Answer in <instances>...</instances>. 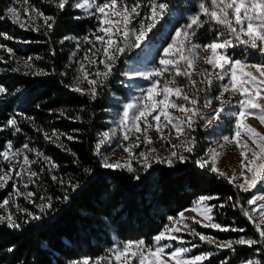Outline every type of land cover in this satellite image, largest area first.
I'll list each match as a JSON object with an SVG mask.
<instances>
[{"label": "snow or ice", "instance_id": "1", "mask_svg": "<svg viewBox=\"0 0 264 264\" xmlns=\"http://www.w3.org/2000/svg\"><path fill=\"white\" fill-rule=\"evenodd\" d=\"M23 2L27 4L28 0ZM53 2L57 9L63 11L70 0H53ZM71 6L82 9L98 21L95 31L82 38L83 42L92 47L85 50L79 62L80 74L75 78L76 81L87 82L89 87L82 88L75 82L73 85H66L72 91L87 95L92 100L97 98L98 88L111 75L119 57L132 49H140L150 40L149 34L153 29L169 14V4L165 0H146V3L135 0L131 6L123 0H103V2L76 0ZM192 8L195 10L188 11L181 17L184 23L177 21L178 26L174 25L170 29L165 37V44L158 50L156 56L146 60V66L131 68L128 73H125L129 79L140 78L148 83L146 86L138 85V94L122 104V111L118 113L115 120L117 127L101 133V139L96 145L97 154L101 156L102 168L127 169L129 172L137 173L134 179L140 181L139 172L141 170L147 172L152 167L153 161L166 164L169 168L175 167L177 163H186L197 147L196 138L191 133L196 130L199 122L204 121L205 127L214 122L222 125L223 119L227 118L228 134H219L215 139L217 147L209 148L204 154L207 159L200 157L195 160V163L198 167L208 168L211 172L225 178L240 192L256 190V193L246 201L248 205H255V207L249 210L241 206V211L254 224L259 238L241 236L234 241L220 242L214 237L206 236L196 232L195 228L189 227L187 221L191 220L205 228L245 232L243 228L223 227L213 222L210 213L214 206H207L205 202L217 198L201 196L191 209H185L175 217H167L170 223L165 224L163 230L153 237V245L146 244L144 240L121 241L108 248L104 256L95 259L84 257L79 260H70L68 264H134V262L135 264H203L204 261L210 260L212 252L186 255L192 248L199 247L197 244H192L191 248H172L170 243H162L178 240L184 243L183 239L175 233L185 231L190 235L198 236L202 242L215 245L218 249L235 251V245H246L249 248L256 245L258 247L254 250V257L259 258H249L244 264H264V133L246 122L248 117H255L261 125H264V0H196ZM6 11L7 15H0V20L10 19L13 24H18L20 28L26 30H41V26L35 23L37 18L43 19V26L46 29H51L55 22V17L46 16L35 8L31 12L27 8L23 10L26 17L24 20L20 18V13L15 7L10 6ZM202 29L211 34L210 42L203 44L197 42L198 33ZM97 33L101 34L97 35ZM0 36L6 40L13 39L3 32H0ZM79 48L80 44L77 43V50ZM0 49H5L9 54L12 53V49L6 48L4 44H0ZM237 49L240 51L239 57L235 55ZM89 53L92 55L90 56ZM72 55L75 56L76 53L73 52ZM28 60L31 58L29 57ZM201 60L210 67L197 71V63ZM84 61L90 65H103V71L97 67L94 73L90 72ZM0 62L8 61L0 57ZM147 64L151 66L148 67ZM27 66L31 67L30 64ZM13 70L19 71L18 68ZM32 74L42 75L43 72L41 70ZM179 77L184 78L183 86L178 84ZM7 92L8 89L0 84V94ZM202 93L203 96H201ZM213 101H217L218 106L210 113H206L204 109L211 108ZM63 114L61 112V115ZM17 115L24 114L17 113ZM25 118L31 120L30 117ZM3 127L14 129L13 135L21 131L15 115L9 117ZM152 129L158 133L160 140H165L170 145L171 151L166 157H159L157 149L152 147H149L147 151L134 152V149L139 148L141 144L154 143L149 135ZM165 129H169L167 135ZM37 130L40 131V129ZM117 131L123 134V141H131L132 137H135L134 142L126 146L118 143L117 146L123 147L129 157L137 161L140 169L133 168L130 161L112 160L109 155L101 153V145L110 143ZM59 135L55 130L51 135L44 133L45 139L53 143L55 142L53 137L58 140ZM173 136L179 141L178 144L172 143ZM67 138L75 139L73 136ZM233 143L239 149L242 159L239 162V172L233 170L232 175L229 176L218 168L217 163L222 155L221 150ZM57 147L62 145L57 144ZM64 150L70 151L67 148ZM28 153H35L38 159L30 160ZM0 159L8 165L7 168L0 167V189L7 187L9 181H13L14 178L25 176L27 177L23 184L25 189L30 183H37L35 178H38L40 173L32 171L31 166L40 162V159L48 165L49 171L57 167L51 158L31 148L28 143L14 149L12 140L5 142L0 150ZM43 170L41 168V171ZM84 171L89 172L90 169L85 168ZM51 179L62 186L65 185V181L56 175H52ZM238 180L242 182L237 183ZM78 187V183L67 181L65 194L56 199L67 201L69 199L67 189L75 191ZM11 188L12 191L8 197L0 201V209H7L10 201L14 202V197L21 196L29 203L36 204L33 199L36 195L34 192H21L16 183H13ZM39 199L41 203L36 204V207L41 214L53 208L52 197L41 196ZM228 199L232 200V197ZM238 205L239 200L233 206ZM17 210L25 213L27 219L21 222L12 212L5 211L4 214H0V225L11 230H19L30 220L42 218L41 215L20 208L19 205ZM187 211L195 212L202 219L197 220L195 216L186 217ZM168 249L171 250L167 251ZM12 250V248L8 249V251ZM221 264H227V261H221Z\"/></svg>", "mask_w": 264, "mask_h": 264}, {"label": "trees", "instance_id": "2", "mask_svg": "<svg viewBox=\"0 0 264 264\" xmlns=\"http://www.w3.org/2000/svg\"><path fill=\"white\" fill-rule=\"evenodd\" d=\"M74 2L76 0H70L69 5L60 11L53 0H29L33 8L46 16L55 17L51 29L43 26L42 18L37 23L41 26L40 31L20 28L10 19L0 20V32L13 37L6 40L0 36V44L12 49L11 54L0 49V57L8 61L0 62V84L8 89L7 93L0 94V150L7 140L13 141L14 149L28 143L57 165L49 171L42 159L32 164V171L40 175L35 178L37 183H30L27 189L23 187L27 177L18 179L22 188L36 194L33 197L36 204L41 203V196L52 197L53 208L41 214L36 204L25 202L24 209L42 218L30 220L19 230L0 225V264H68L70 260L104 256L108 248L121 241L144 240L146 244L153 245V237L163 230L165 224L170 223L167 217L177 216L201 196L217 198L208 201L210 206H214L211 212L213 222L223 227L243 228L245 232L220 231L189 222L196 232L220 242L234 241L241 236L258 239L254 224L241 211V206L249 209L246 201L255 191L240 192L225 178L208 168L198 167L195 152L186 163H177L173 168L154 163L147 172H139L140 181L134 179L137 173L102 168L101 156L97 154L96 145L101 133L110 128L111 111L119 102L127 99L128 78L125 73L129 63L140 56L145 44L165 41L167 32L174 25L178 26L177 21L181 23L184 20L181 17L185 12L195 10L192 4L196 0H165L169 4V14L153 29L149 34L150 40L140 49L127 51L119 57L111 75L98 88L95 100L66 87L77 83L75 78L80 74L79 62L85 50L92 47L82 38L98 27L94 17L71 6ZM123 2L131 6L135 0ZM142 3H146V0H142ZM14 4L15 0H0V15H7V8ZM204 33L212 39L208 31L204 30ZM77 43L80 44L79 50ZM235 55L239 57V49ZM29 57L31 60H28ZM17 68L19 71L13 70ZM41 70L42 75L32 74ZM61 112L64 114L61 115ZM14 115L21 129L15 135L14 129L3 127L7 119ZM53 130L60 134L58 140L53 137L54 143L44 137L45 132L51 135ZM68 136L75 139L69 140ZM57 144L62 147H57ZM204 149V146L200 148ZM100 151L107 154L109 145H101ZM28 155L30 160L38 159L35 153ZM7 166L0 159V167ZM41 168L44 170L41 171ZM85 168L90 171L85 172ZM52 175L62 178L65 185L53 181ZM69 180L78 183L79 187L75 191L67 189V201L57 200L56 197L65 194ZM4 198V192L0 191V201ZM237 200L239 205L234 207ZM11 212L21 222L27 219L26 214L17 209ZM180 236L185 241V247L191 248L192 244L199 246L191 249L188 253L190 256L213 253L210 260L203 264H221V261L244 264L249 258H259L254 257L256 245L252 248L235 245V251H232L218 249L189 233H180ZM9 248L13 250L8 251Z\"/></svg>", "mask_w": 264, "mask_h": 264}, {"label": "rangeland", "instance_id": "3", "mask_svg": "<svg viewBox=\"0 0 264 264\" xmlns=\"http://www.w3.org/2000/svg\"><path fill=\"white\" fill-rule=\"evenodd\" d=\"M15 8L18 9L19 13H20V18L22 20L26 19V17L24 16V9L27 8L30 12L33 9V7L29 4V0L28 3L25 4L23 2V0H15V4L14 6ZM189 11H194V10H189ZM188 11L185 12V14ZM33 15H35V13H32ZM184 14V15H185ZM39 22V18L36 19L35 23L37 24ZM185 21L183 20L181 23H184ZM207 27V26H206ZM95 31V30H94ZM170 30L167 32V34L165 35V37L169 34ZM101 33H97V35H100ZM207 33H204V29H202L199 33H198V43H208L210 42L209 38L210 37H206ZM164 37V38H165ZM165 44V41L161 40L158 43L155 44H145L143 46V50L140 53V56L135 60L129 63L128 69H127V73L130 71L131 68H143L144 66H146V60H150L153 56L157 55L158 50H160L162 48V46ZM97 47H99V45L97 44ZM134 50V49H132ZM89 55L91 56L92 54L89 53ZM206 55V54H205ZM85 66L87 67V69L90 72H93L94 70L96 71L97 67H99V69L101 71H103V65L100 64H88L87 61H84ZM148 67H150V64H147ZM210 67L208 65H205L202 60L200 62L197 63V71H199L200 69L203 68H207ZM128 78V77H127ZM195 78V77H194ZM178 84L180 86H183L185 81L184 78L179 77L177 78ZM77 83L80 84V86L82 88L87 89L89 86L87 84V82H83V81H77ZM147 81H143L140 78H135V79H129L128 78V96L127 99L122 100L121 102L118 103L117 107L111 111V118H110V129L116 128L117 125L115 123V120L117 119L118 113H120L122 111V104L127 102L132 96L137 95V86H146L147 85ZM213 95H215L216 93H212ZM204 94L202 93L201 96H203ZM218 106V102L217 101H213L211 108L209 109H204V111L206 113H210L212 111V109L216 108ZM176 115H180L179 113H175ZM163 120V118H161ZM248 124L252 125L253 127L257 128L258 131H260L261 133H264V125H261L259 123V120L256 119L255 117H248L247 121ZM155 123V122H153ZM205 122L201 121L198 123V126L196 127V130L194 132H192V136H194L196 138V142L198 144V149L195 150V154L197 156V159L200 157H204L205 159H207V157H205V152L209 149V148H216L217 144L215 143V139L219 134H228V120L227 118L223 119V124H219V122H214L211 125H208L207 127L204 126ZM141 127H143V124H141ZM108 130V131H109ZM165 134L167 135L169 129H165ZM197 132L199 133L197 136ZM204 133V134H203ZM136 135H141V134H136ZM149 135L152 137L154 143L152 145H144L141 144V146L139 148H135L134 152L139 153L140 151H147L149 147L155 148L157 149V153L159 155V157H166L169 152L171 151V147L170 145L167 143V141L165 140H160L158 138V133L152 129L149 131ZM123 134L120 133L119 131H117V134L115 137L112 138L110 143H107L109 145V151L107 153V155L110 156V158L112 160H121V161H130L131 165L133 168L139 169L140 165L137 163V161L135 159H131L129 157V154L127 152L124 151L123 147L117 146V144H123V145H127L130 142H134L135 137H132L131 141H123L122 139ZM199 138V139H197ZM141 139H143V137L141 136ZM246 139V137H245ZM172 143L174 144H178L179 141H177L175 139V137L173 136L172 139ZM250 143V142H249ZM205 147L204 150H200V148ZM222 151V155L219 157L218 159V163L217 166L218 168H220L221 170L225 171L229 176L232 175L233 170H235L237 173L239 172V162L242 159L239 155V149L235 146V144H230V145H226L225 148ZM22 162V158H19ZM154 163H157L155 161H153L152 165ZM166 165V164H165ZM124 169V168H122ZM127 170V169H124ZM128 171V170H127ZM134 173V172H131ZM14 175V174H13ZM19 178H14L13 181H9V185L5 188L0 189V191L4 192V196L5 198L8 197L9 193L12 191L11 185L13 183H16L19 187H20V191L21 192H25L26 190L24 188H22L19 184L18 181ZM242 182V180H238L237 183ZM255 193L256 190L254 189ZM14 202L10 201L9 206L7 207V209H0V214H4L5 211H12V210H16L17 209V205H19L20 208H23V205L25 202L29 203L27 200H25L22 196L19 198H13ZM257 203H261V201H257ZM205 204L207 206H210L208 201L205 202ZM194 205V204H193ZM193 205L191 207H188L187 209H191L193 207ZM249 210H251L252 207H255V205H249ZM184 211V210H183ZM212 215V213H210ZM258 216V213L256 214ZM185 216L186 217H193L195 216L197 220H201L202 217L198 216L195 212L192 211H187L185 212ZM191 220H188L187 223L189 225V227H191L190 223ZM205 223L207 221H204ZM180 233H188L187 231L185 232H180ZM180 233H175V235L180 236ZM182 238V237H181ZM183 239V238H182ZM184 241V239H183ZM174 241H163L162 243H170L172 245V248L175 247H185L184 243H180V241H175L178 244L174 245L173 243ZM185 242V241H184ZM171 249H168L167 251H170ZM187 256H190L188 253H186ZM135 264V262H134Z\"/></svg>", "mask_w": 264, "mask_h": 264}]
</instances>
